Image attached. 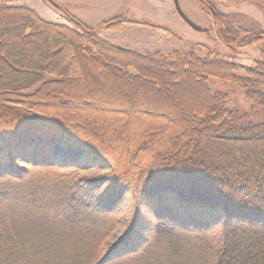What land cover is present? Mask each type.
<instances>
[{"label": "trees", "instance_id": "16d2710c", "mask_svg": "<svg viewBox=\"0 0 264 264\" xmlns=\"http://www.w3.org/2000/svg\"><path fill=\"white\" fill-rule=\"evenodd\" d=\"M71 18L72 26L49 22L25 5L0 0V200L40 213L20 219L3 214L0 264H124L152 237L167 240L175 231H220L221 244L208 264H264V121L237 126L242 117L227 109L226 94H213L205 85L208 76L233 79L236 66L180 50L136 53L111 45ZM214 24L230 48L254 38L250 31L228 26L225 18L217 17ZM84 64L95 72H83ZM104 76L171 95L173 87L188 80L201 87L204 100L179 109L178 121L165 122L168 144L161 129L143 135L139 148L160 135L162 149L137 179L121 173L111 180L86 179L56 191L49 204L22 188L27 167L18 162L66 167L98 160L118 171L120 164L107 161L100 145L106 129L82 112L91 100H84L79 114L73 108L76 95L67 91L94 86ZM238 83L264 113V60L246 68ZM55 146L81 153L61 157ZM47 210L58 213L64 224L53 226L42 214ZM82 214L99 224L87 238L76 237L84 228ZM119 223L126 232L101 250ZM183 252L169 245L163 259H189Z\"/></svg>", "mask_w": 264, "mask_h": 264}, {"label": "rangeland", "instance_id": "374dc122", "mask_svg": "<svg viewBox=\"0 0 264 264\" xmlns=\"http://www.w3.org/2000/svg\"><path fill=\"white\" fill-rule=\"evenodd\" d=\"M5 1L12 5H25L49 22L72 26L71 17H74L92 27L99 38L111 45L136 53L150 54L159 51L167 54L180 50L187 53L193 52L201 57L210 54L225 59L236 66L235 77L225 81L216 76H208L205 85L213 94L219 91L226 94L227 109L236 114L237 119L242 117L236 121L237 126L264 121L261 108L247 96V90L238 83V79L245 75L246 68H252L257 62L264 60V3L259 0H207L210 9L197 0ZM176 4L196 28L180 16ZM215 17L216 19L217 17L225 18L228 26L232 28L250 31L254 38L246 40L244 45L228 47L219 38L218 29L214 24ZM115 19L118 22L108 26V23ZM257 36L260 38L255 40ZM80 67L85 73L95 72L90 64ZM128 71L132 72L133 68L130 67ZM153 71L159 74L158 71ZM108 78L104 76L97 79L94 86L88 85L82 88L80 85L71 86L67 91L70 94L74 92L72 95H76L73 105L75 112L80 110L84 100H91L89 106H86L82 112L92 115L96 122L106 129L104 134H100L105 139L100 145L104 152L107 151L109 154L106 157L107 161L120 164L118 171L108 169L103 161L98 160H83L66 167L38 165L31 167L20 161L19 165L27 167V172H23L20 181L23 189L30 191L41 200L49 201L50 204V201H53L52 198H55L56 191L86 179L111 180L117 173H121L127 180L130 178L133 181L139 177L140 169L149 159L162 149L160 135H155L146 145L147 147L139 148L143 135L151 130L161 129L164 133L163 143L168 144L169 128L165 122L178 121V118H181L178 116L181 113L179 109L187 108L195 99L204 100L201 87L188 80L184 81L177 90L173 87L171 95L164 89L155 92L148 86H127L125 82ZM59 113L66 121V114L61 111ZM55 151L61 157H76L79 152L81 153L79 148L74 147L55 146ZM22 188L20 190H23ZM10 204V201L0 200L1 222L3 214L7 219L13 216H18L16 218L20 219L27 214H40L34 209L18 207V204L10 206ZM51 204L53 205V202ZM42 214L44 218L50 219L49 222L53 226L64 224L60 221L61 216L54 211L47 210ZM81 218L84 228L80 236L76 237L87 238L94 233L99 224L94 220V223H91L86 214H82ZM125 232L124 224L119 223L114 226L103 240L101 250H106ZM220 244V231H175L173 237L167 240L159 236L152 237L139 254L124 264H194V262L208 264V260L213 259L215 248ZM169 245L182 248L184 252L181 254L186 252L189 259L177 258L178 260L171 259L170 263L165 262L163 258Z\"/></svg>", "mask_w": 264, "mask_h": 264}, {"label": "water", "instance_id": "95a60500", "mask_svg": "<svg viewBox=\"0 0 264 264\" xmlns=\"http://www.w3.org/2000/svg\"><path fill=\"white\" fill-rule=\"evenodd\" d=\"M176 9H177L178 13L180 14V16H181L184 20H186L187 22H189L188 19L184 16V14L180 11V9H179V7H178L177 4H176ZM189 23H190V22H189ZM190 25H191L192 27L196 28V26L193 25L192 23H190Z\"/></svg>", "mask_w": 264, "mask_h": 264}, {"label": "bare ground", "instance_id": "6f19581e", "mask_svg": "<svg viewBox=\"0 0 264 264\" xmlns=\"http://www.w3.org/2000/svg\"><path fill=\"white\" fill-rule=\"evenodd\" d=\"M207 2V1H206ZM205 5V4H204ZM203 5V6H204ZM204 7H206V8H208L209 7V9H210V6H209V4H208V2H207V5H205Z\"/></svg>", "mask_w": 264, "mask_h": 264}, {"label": "flooded vegetation", "instance_id": "af4514ba", "mask_svg": "<svg viewBox=\"0 0 264 264\" xmlns=\"http://www.w3.org/2000/svg\"><path fill=\"white\" fill-rule=\"evenodd\" d=\"M201 2H202L203 5H204V4L207 5V2L204 1V0H202ZM205 5H204V6H205Z\"/></svg>", "mask_w": 264, "mask_h": 264}]
</instances>
